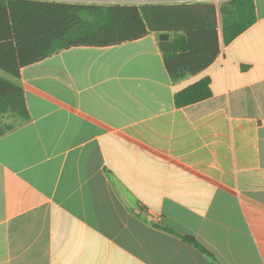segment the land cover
Returning a JSON list of instances; mask_svg holds the SVG:
<instances>
[{"label":"crops","instance_id":"obj_1","mask_svg":"<svg viewBox=\"0 0 264 264\" xmlns=\"http://www.w3.org/2000/svg\"><path fill=\"white\" fill-rule=\"evenodd\" d=\"M254 5L256 21L178 81L155 33L6 77L30 118L7 115L0 136V264H264V0ZM203 78L211 95L176 106Z\"/></svg>","mask_w":264,"mask_h":264},{"label":"trees","instance_id":"obj_2","mask_svg":"<svg viewBox=\"0 0 264 264\" xmlns=\"http://www.w3.org/2000/svg\"><path fill=\"white\" fill-rule=\"evenodd\" d=\"M96 4L56 0H0V70L14 80L23 67L72 47L106 48L155 33L173 81L195 75L256 21L254 0ZM0 75V117L29 120L22 87ZM211 95L208 78L174 95L178 107ZM12 128L0 127V136ZM187 239L194 242L192 238ZM214 263H216L215 259Z\"/></svg>","mask_w":264,"mask_h":264},{"label":"rangeland","instance_id":"obj_3","mask_svg":"<svg viewBox=\"0 0 264 264\" xmlns=\"http://www.w3.org/2000/svg\"><path fill=\"white\" fill-rule=\"evenodd\" d=\"M56 1H63V2H82V3H96V4H133V5H140L145 3V1L142 0H56ZM228 0H164L162 2H187V3H206V2H212L217 7L220 6L221 3L226 2ZM0 75L3 77H10L9 74L6 72L0 70ZM13 119H10L9 116H2L0 117V127L4 128L6 125H8L10 122H12Z\"/></svg>","mask_w":264,"mask_h":264}]
</instances>
